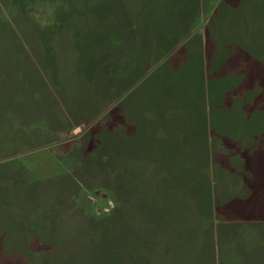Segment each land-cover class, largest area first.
Returning a JSON list of instances; mask_svg holds the SVG:
<instances>
[{
	"label": "rangeland",
	"instance_id": "obj_1",
	"mask_svg": "<svg viewBox=\"0 0 264 264\" xmlns=\"http://www.w3.org/2000/svg\"><path fill=\"white\" fill-rule=\"evenodd\" d=\"M241 1L0 0V264H264Z\"/></svg>",
	"mask_w": 264,
	"mask_h": 264
},
{
	"label": "trees",
	"instance_id": "obj_2",
	"mask_svg": "<svg viewBox=\"0 0 264 264\" xmlns=\"http://www.w3.org/2000/svg\"><path fill=\"white\" fill-rule=\"evenodd\" d=\"M235 8H237V9L235 10ZM230 9H232L235 14H239V17H240L241 11H243V13L245 15V12L248 9L251 12L255 13L257 17H259L257 19H254V21L249 19L248 26H249L251 32L248 33V29L246 28L247 30H246V32H244V34H247V37H248L247 40H248V42L250 44L249 46L251 47V51L253 50V54H252L254 56L253 60L255 61V63H257L258 66H260V63H262V64L264 63V49H263V45H261V40L263 39L264 35L261 34L262 24H260V19H262L261 12H263V16H264V2L261 1V0H248V1L247 0H242L240 4L233 5V7L230 6ZM246 21H248V20H245L244 24L246 23ZM253 34H254V36H253ZM110 44H112V42ZM132 54H133L132 51L128 50V58L125 60L126 63H127V60L130 58V55H132ZM248 58H252V57L250 55H248ZM244 63H246V62H244ZM244 145H246V146H248V145L255 146L257 154L262 153V155L264 157V134L260 135V136H253V137H249L247 139H244ZM152 242H153V240H152ZM154 245L155 244L150 243V241L147 242L144 245V249L142 248L141 251L139 252L140 255L144 256V257L148 256L147 255V252H149L148 250L150 248L153 249ZM110 246H111L110 250L116 254V252L118 250V247H116L114 243H111ZM148 247H150V248H148ZM122 248H123L124 252H127L128 250L132 251V253H134V254L138 252V249H136V251H134L132 246H129L128 243L125 242V241L123 242ZM142 250L143 251L147 250V251L142 253ZM158 251L161 252L159 249H158ZM137 254L134 255L133 257L134 258L137 257ZM144 254H146V255H144ZM164 254H166V252H164V251L160 253V255H159L160 262H158L159 259H155V261H152V262H154L156 264H162L161 260H166L167 264L169 262H171L170 257H166L165 258L163 256ZM118 256H116V257L118 258ZM160 256H162L163 259H161ZM148 263H150V262H148Z\"/></svg>",
	"mask_w": 264,
	"mask_h": 264
}]
</instances>
